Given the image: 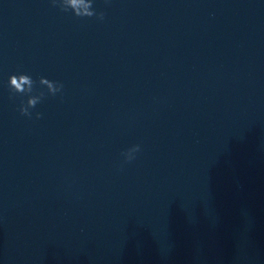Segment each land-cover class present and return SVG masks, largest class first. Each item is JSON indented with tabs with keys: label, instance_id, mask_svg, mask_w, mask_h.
I'll list each match as a JSON object with an SVG mask.
<instances>
[{
	"label": "water",
	"instance_id": "water-1",
	"mask_svg": "<svg viewBox=\"0 0 264 264\" xmlns=\"http://www.w3.org/2000/svg\"><path fill=\"white\" fill-rule=\"evenodd\" d=\"M67 2L0 0V264H264V0Z\"/></svg>",
	"mask_w": 264,
	"mask_h": 264
},
{
	"label": "clouds",
	"instance_id": "clouds-1",
	"mask_svg": "<svg viewBox=\"0 0 264 264\" xmlns=\"http://www.w3.org/2000/svg\"><path fill=\"white\" fill-rule=\"evenodd\" d=\"M63 3L66 4V5H70L67 0H63ZM71 6V5H70ZM77 12H79L78 10H76ZM86 13H90V11H85Z\"/></svg>",
	"mask_w": 264,
	"mask_h": 264
}]
</instances>
